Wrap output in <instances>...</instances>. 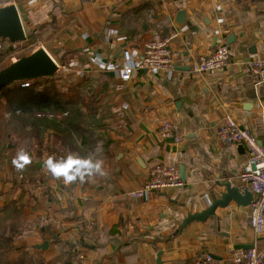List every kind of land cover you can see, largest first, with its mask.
Masks as SVG:
<instances>
[{
	"label": "crops",
	"instance_id": "crops-1",
	"mask_svg": "<svg viewBox=\"0 0 264 264\" xmlns=\"http://www.w3.org/2000/svg\"><path fill=\"white\" fill-rule=\"evenodd\" d=\"M16 4L27 15L37 45L65 65L74 82L91 84L102 104L95 136L86 140L90 145L71 151L57 148L48 137L43 140L50 143L44 148L55 147L66 158L71 154L100 161V171L82 169L81 175L73 165L70 174L76 179L65 183L45 165L36 169L52 198L41 188L29 191L31 197L20 189L16 197L21 194L22 219L27 225L52 218L60 228L30 231L25 241L17 242L15 254L27 250L43 264H196L203 255L230 264V249L253 244L264 249V232L255 238L250 230L249 205L234 201L216 208L203 222L181 227L188 215L220 198L222 184L245 191L239 175L246 149L218 138L225 115L264 145V84L255 81L247 66L250 60L264 59V0ZM154 36L168 40L174 71L160 76L137 69L129 81H122L123 70L142 58ZM219 43L229 47L225 67L195 73L197 58L212 53ZM165 122L177 126L178 142L159 136ZM72 139L78 146L82 142ZM29 157L34 159V153ZM157 163H174L182 186L129 199L126 193L138 188ZM6 165L10 171L11 163L6 160ZM3 170L0 202L10 188ZM88 220L93 222L90 230L85 227ZM45 242V250L35 248ZM60 243L75 249L69 252Z\"/></svg>",
	"mask_w": 264,
	"mask_h": 264
},
{
	"label": "trees",
	"instance_id": "trees-1",
	"mask_svg": "<svg viewBox=\"0 0 264 264\" xmlns=\"http://www.w3.org/2000/svg\"><path fill=\"white\" fill-rule=\"evenodd\" d=\"M0 1V6H5L10 2V0ZM24 30L28 38L22 42L23 46H20L21 43H10L5 39H0V62L4 56L9 57L12 52L15 54L20 47H26L27 50L17 55L18 58L29 54L38 46L35 34L25 23ZM13 46H15L14 49ZM25 83L28 85L21 86ZM101 104L102 99L94 92L91 84L85 80L74 82L68 73L60 70L52 79L44 78L31 82L14 83L0 93V172L1 169L8 168L6 160L11 163L10 171L6 170V180L10 188L0 206V264H43L35 254L28 253L27 250L15 254V250L18 249L15 245V238L27 227L21 215L19 204L21 194L16 197L21 189L19 179L24 181L26 179L30 183L40 181L45 197L52 198L46 181L35 169V164L39 160H45L39 152L37 155L34 154V159L29 157L28 147L35 143L39 147H44L43 140L47 137L56 144L57 148L68 147L71 151H77L78 147L90 145L91 142L87 141L95 136L94 123L100 113ZM46 112L60 114V118L37 117V114ZM13 136L16 139L14 147L17 150L15 151L14 148L9 149L5 143L7 138ZM73 137L82 140L79 146L75 144ZM21 152L26 155H19ZM67 159L68 157L57 154L52 163L63 165ZM68 172L70 174L71 169ZM20 174L26 178L19 177ZM26 189L22 185L21 190ZM30 192L27 193L29 196ZM60 245L67 246L69 252L75 249L74 245L65 243H60ZM78 245L87 247L85 242H79Z\"/></svg>",
	"mask_w": 264,
	"mask_h": 264
},
{
	"label": "built area",
	"instance_id": "built-area-1",
	"mask_svg": "<svg viewBox=\"0 0 264 264\" xmlns=\"http://www.w3.org/2000/svg\"><path fill=\"white\" fill-rule=\"evenodd\" d=\"M17 0H10L8 4H13L15 7ZM7 4V5H8ZM15 46H13V49ZM16 54V52H15ZM13 54V59L15 58ZM230 51L225 43H219L212 53L199 56L195 63V73L204 74L216 72L225 67L229 60ZM56 62V61H55ZM60 71L66 72L65 65L57 63ZM248 69L255 81L258 84H264V59L256 58L247 63ZM137 69H143L153 74L166 76L172 73L175 69L173 55L168 45V40L154 36L149 40L143 51L142 58L135 65L127 67L121 73L122 81H129ZM28 84H21L27 86ZM66 116V114H63ZM37 117L42 118H60V114L51 112L39 113ZM159 136L164 139H172L178 142L177 126L170 122H165L159 129ZM218 138L224 144H240L247 152L246 159L241 166L239 179L243 190L252 194V201L249 205V227L255 238L262 235L264 232V145L261 144L256 137L248 130L236 125V123L225 115L222 119L221 126L218 131ZM47 145V144H46ZM44 145V146H46ZM34 152H39L45 157V161L51 157L52 160L57 156L58 150L55 147L34 146ZM44 161V162H45ZM28 190L41 188V182L36 180L32 183H25ZM182 186V180L179 170L174 163H157L149 170L147 178L144 182L133 190L126 193L129 199L138 200L146 195L154 192L163 191L165 189H174ZM93 225L91 220L86 222V229L90 230ZM39 228H50L57 230L59 227L58 221L52 218H43L38 222L32 221L25 231H22L18 237L24 238L30 231L38 230ZM230 264H264V249H258L255 244L251 245L250 249H230L226 258ZM196 264H218L210 255H203Z\"/></svg>",
	"mask_w": 264,
	"mask_h": 264
},
{
	"label": "water",
	"instance_id": "water-1",
	"mask_svg": "<svg viewBox=\"0 0 264 264\" xmlns=\"http://www.w3.org/2000/svg\"><path fill=\"white\" fill-rule=\"evenodd\" d=\"M182 14V12L180 13ZM179 14V15H180ZM27 15L23 13L20 6L15 7L8 4L0 7V39H5L10 43H22L27 40L24 30V23H27ZM179 23V17L176 18ZM59 71L58 65L51 55L41 46L38 45L29 54L23 55L0 68V93L14 83L31 82L39 79H52ZM243 148V146H240ZM45 163L40 161L35 164V169H40ZM180 177L181 176L180 173ZM224 192L220 198L204 211L188 215L182 223L184 227L192 221L203 222L209 216L214 214L216 208L227 207L230 201H234L238 206L250 205L252 194L248 191L240 192L237 187L230 183L221 185ZM36 249L45 250L47 243L37 245ZM251 245L246 247H235L234 249H250Z\"/></svg>",
	"mask_w": 264,
	"mask_h": 264
},
{
	"label": "clouds",
	"instance_id": "clouds-1",
	"mask_svg": "<svg viewBox=\"0 0 264 264\" xmlns=\"http://www.w3.org/2000/svg\"><path fill=\"white\" fill-rule=\"evenodd\" d=\"M19 155H26V154L21 152ZM44 163L54 178L62 177L65 183H69L74 179H76V176L71 175L68 172V170L71 169L73 165H76L75 171L77 173H81V175H83V173L81 172L82 169L88 173H91L92 171H97V172L100 171V161L93 162L90 158L74 159L72 158L71 154L68 156L67 162L63 165H54L52 163L51 157H49Z\"/></svg>",
	"mask_w": 264,
	"mask_h": 264
},
{
	"label": "rangeland",
	"instance_id": "rangeland-1",
	"mask_svg": "<svg viewBox=\"0 0 264 264\" xmlns=\"http://www.w3.org/2000/svg\"><path fill=\"white\" fill-rule=\"evenodd\" d=\"M6 1H7V0H6ZM0 4H1V1H0ZM0 7H2V6H0ZM23 45H24V43H21V44H20V46H23ZM23 50H27V48H26V47H20V49H19L18 51L16 50V53H17V54L14 55V56H15L14 60L18 58L17 55H20L21 53L24 52ZM18 52H19V54H18ZM12 59H13V52L11 53V55H10L9 57H8L7 55L4 56L3 59H2L1 62H0V68L3 67V66H5L6 64H8L10 61H12ZM5 143H6V145L8 146L9 149L12 150V149L14 148V149H13L14 151L17 150V149H15V147H14V143H16V139H15L14 136L11 137V138H7L6 141H5ZM48 144H50V143H47V145H48ZM35 145L38 146V144L35 143V144H33L32 146L28 147V149H29V151H30L29 153L32 152V153H34V154L37 155L38 152H34V150H33V147H34ZM10 168H11V167H10ZM3 171H4V170L1 169V172H0V173L3 174V173H4ZM6 174H7V173H5V177H6ZM19 177L26 178V177H25L24 175H22V174H20ZM6 181H7V180H6ZM23 181H24V180L19 179V182H20V184H21V189H22V185H23L24 187H26V186H25V183H26V182H27V183H30V182L26 181V179H25L24 182H23ZM22 182H23V183H22ZM31 183H32V182H31ZM22 191H24V190H22ZM27 191H28V193H29V191H31V190L26 189L25 192H27ZM29 197H31V196H29ZM0 203H2V202H0ZM34 222H35V221H34ZM30 223H32V221L28 222L27 226H28ZM25 230H26V229H23L22 231H25ZM22 231H21V232H22ZM21 232H20V233H21ZM19 235H20V234H19ZM19 235H18V236H19ZM27 235H28V233H27ZM18 236L15 238V245H16L17 242H19V241H25L26 238H27V237H26L25 239H23V238H20V237H18ZM32 251H33V250H32ZM29 253H30V252H29Z\"/></svg>",
	"mask_w": 264,
	"mask_h": 264
}]
</instances>
